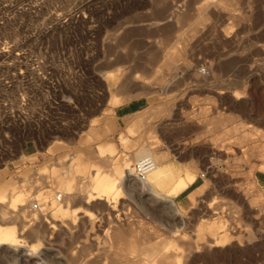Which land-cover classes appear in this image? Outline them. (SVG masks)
<instances>
[{"label": "rangeland", "instance_id": "1", "mask_svg": "<svg viewBox=\"0 0 264 264\" xmlns=\"http://www.w3.org/2000/svg\"><path fill=\"white\" fill-rule=\"evenodd\" d=\"M224 1L0 0V75L10 65L18 69L15 52L27 49L58 80L61 99L59 133L46 131L39 141L36 132L31 137L38 145L18 141L11 154L0 149V194L27 188L33 201L45 193L54 204H45L47 215L26 231L22 217L8 209L14 219L9 215L0 224L24 232L21 241L37 254L0 252V264L141 263L147 249L166 241L177 249L180 264H264V200L246 213L250 206L243 199L258 195L250 184L264 171V0ZM135 76L149 86L132 84ZM38 83L34 77L33 93ZM110 89L119 95L115 105ZM133 100L142 110L117 117L116 106ZM3 101L1 90L0 114ZM88 104L97 111H86ZM109 146L114 151L101 156L100 148ZM144 146L156 163L174 167L176 178L186 171L200 178L205 191L184 221L134 177L122 180L115 196L96 189L94 173L112 174L114 165L132 168ZM79 157L87 164L82 173L74 167ZM20 177L29 181L19 183ZM56 177L68 179L72 199L57 201L52 188L47 191ZM213 225L218 237L231 235L224 248L200 245Z\"/></svg>", "mask_w": 264, "mask_h": 264}, {"label": "bare ground", "instance_id": "2", "mask_svg": "<svg viewBox=\"0 0 264 264\" xmlns=\"http://www.w3.org/2000/svg\"><path fill=\"white\" fill-rule=\"evenodd\" d=\"M207 2H209L210 0H206ZM224 1V0H223ZM231 1H237V0H231ZM53 3V2H52ZM225 3V1H224ZM223 4V2L221 3V5ZM233 4V3H232ZM234 5V4H233ZM43 7V6H42ZM222 7V6H221ZM225 9V8H224ZM223 9V10H224ZM226 10V9H225ZM61 14V13H60ZM206 14V13H204ZM207 15V14H206ZM205 15V16H206ZM200 21V19H199ZM205 21V20H204ZM2 23V22H1ZM199 23V22H198ZM226 36V35H225ZM224 36V37H225ZM229 37V36H228ZM236 40V39H235ZM229 42V41H228ZM187 44V43H186ZM17 46V45H16ZM185 47V46H184ZM6 49V48H5ZM186 49V48H185ZM186 52V51H185ZM183 53V52H182ZM3 56V55H2ZM121 59V58H120ZM123 60V59H122ZM172 60V59H171ZM180 60V59H179ZM111 61V60H110ZM172 62V61H171ZM172 68V67H170ZM169 68V69H170ZM168 69V68H167ZM168 69V71H169ZM114 78V77H113ZM136 78V76H135ZM139 78V77H137ZM138 80V79H137ZM136 80V81H137ZM141 80V79H140ZM133 83H137L135 82V79L133 78ZM141 82V81H138V83ZM137 83V84H138ZM143 84H146V82H142V86H144ZM151 84V83H150ZM158 84V83H157ZM160 84V83H159ZM140 86V83L138 84ZM135 86H137L135 84ZM149 86V85H147ZM151 87V86H150ZM141 88V87H140ZM144 88V87H143ZM131 89V88H130ZM116 96V94H115ZM111 103V102H110ZM115 103V102H114ZM244 137V136H243ZM239 138V137H238ZM243 139V138H242ZM242 141H245V140H242ZM240 143V142H239ZM261 149V148H260ZM263 149V147H262ZM253 150V148H252ZM255 150V149H254ZM254 150L252 151V153L254 152ZM259 152V151H258ZM260 156L263 158L264 157V151H260ZM255 154V153H254ZM253 155V154H252ZM257 155V154H255ZM260 156L258 155L257 157L260 158ZM146 157H151L154 161V157H153V154L151 152H144V154L141 155L140 157V160H142L143 158H146ZM138 160V161H140ZM263 160V159H262ZM156 163V162H155ZM262 163V162H261ZM68 168V167H67ZM255 168V167H254ZM254 168L250 170V174L252 175L253 172H254ZM68 171V169H67ZM74 172V170H71V168H69V172ZM68 172V173H69ZM80 172V171H79ZM67 173V172H66ZM82 173V172H81ZM116 176H113L111 174H105L102 176H98L97 177V174L95 175L96 176V189L100 190L101 192L103 193H106V194H110V195H114L117 193V190L120 188V184H121V181L123 179L125 180H128V181H131L133 180V177L136 178L139 182H138V185L139 187L145 191H147L148 193L152 194V196H154L155 198H160L162 197V193H163V190H164V185H165V180L168 178V173L166 171H163L161 170L157 164L154 168V170L152 172H150L147 177L145 179H139L137 177H135V175L133 174V171H132V168L128 169V171H126L123 175V178L120 179L118 175L121 174V172H116ZM36 174V172H35ZM99 174V173H98ZM37 175H40L37 174ZM72 175V174H71ZM115 175V174H114ZM43 176H45V174H43ZM58 176V175H57ZM67 176L69 177L70 175L67 174ZM39 177V176H38ZM22 178V177H21ZM24 178V177H23ZM57 178V177H56ZM67 178V177H66ZM39 179L41 180H44L46 181V178H43L39 177ZM196 179V176L195 175H192V174H187L185 178H179V181L178 183L176 184V186L170 191L168 192L169 195H175L177 194L179 191L183 190L189 183L193 182L194 180ZM20 180V179H19ZM26 179H24L25 181ZM135 180V179H134ZM27 181V180H26ZM29 181V180H28ZM27 181V182H28ZM13 183V182H12ZM23 183V182H22ZM72 183V182H71ZM176 183V182H175ZM11 184V183H10ZM56 186H50L48 185V189L47 191L50 189L49 187L52 188L53 190V193H54V196H55V200H57V197L59 194L63 193V195L61 194L62 198H61V201L63 200V198L65 197V200L66 199H72V195L74 194L75 195V191L73 190L71 184L69 183L68 179H64V178H57L55 179V184ZM89 185V184H87ZM174 185V184H173ZM251 187H254V189L256 188V191H258V195L255 197L254 196L253 198L249 199L248 197H245V195H243V199L245 201H247L251 207H253L259 200L261 202V200L263 199L264 200V197H263V194L260 193L259 191V188H258V185H257V182L255 179L252 180V183L250 184ZM90 186V185H89ZM77 188V186H76ZM88 188V186L86 187ZM95 188V186H94ZM172 188V187H171ZM170 188V189H171ZM27 189V188H26ZM26 189H19V190H15L13 191L10 195H6V196H3L1 195L0 196V223H2L4 225V223H7L9 221V215H10V212L8 211V209L12 210V211H16L17 214H19L21 217H22V220L24 223L23 225H21V230L23 231H26L28 230L29 228H32L33 226H35L36 223H39L41 221V218L39 216H41L40 214L42 215H47V210L45 208L46 205L50 207L54 206V204L52 202H48L47 201V198H50L49 196L45 195V193L42 194V196H40V198L38 199L39 203L43 206L42 208V213H37V212H34L30 209V204L31 202H33L32 198H31V195H29V193L27 192ZM57 189H60V190H57ZM93 189V188H92ZM91 189V190H92ZM253 189V188H251ZM253 189V191H254ZM258 189V190H257ZM34 190V193H39L40 191V187L38 186H35V188L33 189ZM32 190V192H33ZM76 190V189H75ZM78 190V188H77ZM83 190V188H82ZM245 190V189H244ZM248 190V189H247ZM80 191V190H79ZM246 191V190H245ZM46 192V191H45ZM78 193V191H76ZM76 193V194H77ZM245 193V192H244ZM247 193V192H246ZM245 193V194H246ZM252 193V192H251ZM243 194V193H242ZM249 194H250V191H249ZM49 195H52V193H50ZM78 195V194H77ZM81 195V194H80ZM64 196V197H63ZM106 195H103V197H105ZM247 196V195H246ZM249 196V195H248ZM8 197V198H7ZM7 198L8 201H5ZM78 198V196H77ZM76 198V199H77ZM82 198V197H80ZM79 198V199H80ZM88 198V197H87ZM74 199V197H73ZM102 199V198H101ZM162 199V198H161ZM102 200H105L106 203H108V200L107 198H103ZM168 200V199H167ZM47 201V202H46ZM58 201V200H57ZM77 202V200H76ZM86 202H89L90 201L86 199ZM170 207L176 212V214H178V210L174 204V202L172 200H170ZM104 203V202H103ZM46 204V205H45ZM168 204V203H167ZM51 205V206H50ZM84 205V204H83ZM29 207V209H27L26 207ZM56 207H58V210L60 212H62V205L61 203H59V205H57ZM55 207V208H56ZM106 207H107V204H106ZM108 208V207H107ZM254 208V207H253ZM52 209V208H51ZM110 209V208H108ZM231 209V207H230ZM53 210H54V207H53ZM232 211V210H231ZM12 214V213H11ZM63 214V213H62ZM175 214V215H176ZM45 215V216H46ZM179 215V214H178ZM11 217H13V215H10ZM59 216V215H58ZM63 216V215H62ZM44 217V216H43ZM29 218V219H28ZM14 219V217L12 218ZM11 219V220H12ZM45 219V218H43ZM8 220V221H7ZM47 220V219H46ZM39 221V222H38ZM184 221V220H183ZM49 222V221H48ZM11 223V222H10ZM0 224V252H10V253H19V256L20 257H33V256H36V251L35 249H27L26 245L21 241L22 237V233H18L19 235H17V232L13 229H5L4 226ZM28 224V226H27ZM39 227V226H38ZM55 227H57L56 225H52L50 227H48V229L52 228V229H55ZM123 229V228H122ZM114 230V229H113ZM119 231V230H118ZM121 231V230H120ZM35 232V233H34ZM33 233L34 234H37V230H35ZM112 233L114 231H111ZM109 231V233H111ZM130 232V231H129ZM51 233L53 234V230L51 231ZM115 233V232H114ZM117 233V231H116ZM115 233V234H116ZM132 233V231H131ZM150 233V232H149ZM120 235H122L124 237V234H121V233H118ZM116 235V236H120V235ZM108 231H106V234L105 236H108ZM111 235V234H110ZM207 236V235H206ZM110 237V236H108ZM112 237V236H111ZM208 237V236H207ZM107 238V237H106ZM114 238V237H113ZM109 239V238H108ZM116 239V237H115ZM152 239V238H151ZM208 239V238H207ZM217 239V238H216ZM117 240V239H116ZM119 240V239H118ZM209 241V240H208ZM116 242V241H115ZM220 241H216V243H219ZM114 243V242H113ZM122 243V242H121ZM213 243V242H212ZM117 244V243H116ZM119 244V243H118ZM143 244V243H142ZM188 244V243H186ZM194 244V242H193ZM228 244V243H227ZM133 245V244H132ZM137 245V244H135ZM140 245V244H139ZM191 245V244H189ZM202 245V244H200ZM205 245V244H203ZM213 245V244H212ZM111 246V245H110ZM115 246V245H114ZM141 246V245H140ZM194 246V245H193ZM206 246V245H205ZM208 246V245H207ZM206 246V247H207ZM227 246V245H226ZM121 247V246H120ZM123 247V246H122ZM187 247V246H185ZM184 247V248H185ZM189 247V246H188ZM187 247V248H188ZM183 248V247H182ZM187 248L185 250V252L187 251ZM195 247L192 248V250L194 249ZM203 248V247H202ZM208 248V247H207ZM210 248V247H209ZM212 248V247H211ZM224 248V247H223ZM200 248H195V252H198ZM108 250V249H107ZM132 250V249H131ZM137 250V249H136ZM135 250V252H136ZM177 249H175L171 243V241H166V242H160L158 243L157 245H154L152 246V248H150L149 250L147 249L146 252H145V255H146V258L145 260H142L141 263L139 262L140 260H138V258L136 260L137 261H134L133 259V264L135 263H138V264H180V261L177 260L178 258H180L179 254L177 253L176 251ZM211 250V249H210ZM116 251V250H115ZM118 251V250H117ZM133 251V250H132ZM131 251V252H132ZM191 251V250H190ZM108 252V251H107ZM70 253V252H69ZM113 253V252H112ZM116 253V252H115ZM143 253V252H142ZM5 254V253H4ZM109 254V253H108ZM131 254V253H130ZM190 254V253H187V255ZM196 254V253H195ZM194 254V256H195ZM120 255V254H119ZM135 255V254H134ZM186 255V256H187ZM117 256V255H116ZM115 256V257H116ZM138 256V255H137ZM126 257V256H125ZM193 257V256H192ZM186 258V257H185ZM76 259V258H75ZM123 259V258H122ZM125 259V258H124ZM123 259V260H124ZM131 258H128V261H130ZM187 259V258H186ZM27 260V259H26ZM102 260V259H101ZM116 260V259H115ZM121 261V259H119ZM118 259L116 260V262L119 261ZM122 260V261H123ZM127 261V262H128ZM187 261V260H186ZM77 262V261H76ZM125 262V261H123ZM122 262V264H123ZM132 262V260H131ZM135 262V263H134ZM182 262V261H181ZM90 263V262H89ZM121 263V262H120ZM119 263V264H120ZM128 264V263H127ZM132 264V263H130Z\"/></svg>", "mask_w": 264, "mask_h": 264}, {"label": "built area", "instance_id": "3", "mask_svg": "<svg viewBox=\"0 0 264 264\" xmlns=\"http://www.w3.org/2000/svg\"><path fill=\"white\" fill-rule=\"evenodd\" d=\"M15 54L20 60L18 69L15 68L16 65H10L8 72L0 75L2 86L0 91L5 93V101L2 103L5 110L0 114V117L4 118L0 125V149H4L9 154L17 147L18 141L29 140L28 142L38 145L37 140L31 137L36 132L39 141L48 137L46 131H50L53 135L59 133L58 123L61 114V99L57 94L60 92V84L52 72L39 59L29 57L27 49H20ZM32 59L34 63L30 62ZM33 76L39 82L34 93L29 89ZM17 82L20 84V90L15 94L14 86ZM13 92L14 94L10 95ZM32 101L36 104L33 109ZM41 129L43 133L40 135ZM21 145L23 147L22 143ZM0 161H2L1 157ZM155 166V161L151 157H146L136 162L132 166V171L135 177L145 179ZM61 198L59 194L57 200L61 201ZM42 208L39 201L30 204V209L34 212L42 213Z\"/></svg>", "mask_w": 264, "mask_h": 264}, {"label": "crops", "instance_id": "4", "mask_svg": "<svg viewBox=\"0 0 264 264\" xmlns=\"http://www.w3.org/2000/svg\"><path fill=\"white\" fill-rule=\"evenodd\" d=\"M170 20H172V19H170ZM190 69H192V67H190ZM206 69L207 68H205V67L204 68L203 67L200 68V70H206ZM108 76L113 81H115L117 79V76L114 73L110 72ZM137 77L138 76H136V78L134 77V79H135V82L138 83V81H141V80L139 78H137ZM133 82L134 81L132 79L131 83L137 85V83H133ZM142 82L143 81L139 82L140 83L139 87H142V88L144 87L143 89H145L147 87V84H143L144 86H142ZM108 90H109V88H108ZM110 92L112 93L111 98H110V102H111V104L115 105L116 103H118V96L119 95H118L117 92L112 91L111 89H110ZM115 94H116V96H115ZM136 97H134V98H136ZM85 102L89 103L88 100H86ZM108 103H109V99H108ZM142 108L143 107L141 106V102L139 100H133V101H129V102L117 105L115 111L117 113V117L125 118V117H128L131 114H135V113L140 112L142 110ZM85 110L91 113L92 111H97V108L92 109L91 105L88 104V105L85 106ZM101 112H102V108L100 109V113ZM69 127L71 128V131L74 128L73 125H70ZM106 149L110 150L112 152L114 151V147L113 146H109L108 148H104V147L100 148V155L101 156L104 155V152L106 151ZM144 152H151L153 154L155 162L158 161L155 153L150 148H148L147 146L142 147L141 150L139 151V153H138L139 160H140L141 155L144 154ZM156 164L161 170L166 171L168 173V175H169L168 178L165 180V185H164V190H163V193H162V197L156 198V199L166 203L167 208H169L171 210V212L173 213V215H175L176 212L170 207V203H171L170 200H172L174 202V204H175V206H176V208L178 210V214H179V215L176 214L175 216L180 217V219L183 221V220H185V214L184 213L190 211L193 208L194 201H196L198 197L202 196L203 192L205 191V188H204V186H202L200 178L196 177V179L193 182L189 183L183 190L179 191L175 195H169L168 192H170L176 186V184L179 181V178H185L188 173L192 174V175H195V174L191 173L190 171H186L184 173V175H180L179 177L176 178V170L174 169V167H172L169 164H165V163H161L160 164V163L157 162ZM68 167H69V165H68ZM74 167L78 168V171H80V173H81V172H84V169L87 167V164H85L83 162L82 157H79L77 159ZM127 170H128L127 167L122 169L119 166L114 165L113 166V173L111 175L116 176V174H117L116 172L119 171L121 173H125ZM96 174L98 176H102L103 173H99V174L97 172L94 173V179L96 177L95 176ZM103 175H105V174H103ZM255 180L257 182L258 187L262 188V190L264 191V171H262V170L257 171L256 174H255ZM17 181L20 183V182H23L24 180H23V178L20 177V178H18ZM95 182L96 181H94V183ZM123 182H130V181L123 179ZM137 182H139V181L137 180ZM10 183H12V182H10ZM4 187H5V185L2 186V188H4ZM4 191H5V189H3V191L1 193H3ZM145 192L152 196V194L148 193L147 191H145ZM0 196H1V194H0ZM152 197H154V196H152ZM252 209H253L252 207L251 208L250 207L247 208L246 209V213H250ZM231 229H230V231H231ZM198 231H201V229H199ZM206 235L208 236V237L206 236V239H205L207 243H202V246H205V245L207 246L208 245V246L213 247L214 249H220V248H223L226 245H228L229 242H230L229 240H230V236H231V235L230 236L227 235V236H225V238L218 237L217 229H216L215 225L210 227V229L208 231V234H206ZM216 241H220V242L216 243ZM203 244H205V245H203Z\"/></svg>", "mask_w": 264, "mask_h": 264}, {"label": "clouds", "instance_id": "5", "mask_svg": "<svg viewBox=\"0 0 264 264\" xmlns=\"http://www.w3.org/2000/svg\"><path fill=\"white\" fill-rule=\"evenodd\" d=\"M145 163H146V161H145Z\"/></svg>", "mask_w": 264, "mask_h": 264}]
</instances>
